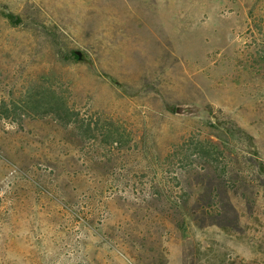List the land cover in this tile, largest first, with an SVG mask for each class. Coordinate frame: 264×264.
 <instances>
[{
	"label": "rangeland",
	"instance_id": "374dc122",
	"mask_svg": "<svg viewBox=\"0 0 264 264\" xmlns=\"http://www.w3.org/2000/svg\"><path fill=\"white\" fill-rule=\"evenodd\" d=\"M0 264H264V0H0Z\"/></svg>",
	"mask_w": 264,
	"mask_h": 264
},
{
	"label": "trees",
	"instance_id": "16d2710c",
	"mask_svg": "<svg viewBox=\"0 0 264 264\" xmlns=\"http://www.w3.org/2000/svg\"><path fill=\"white\" fill-rule=\"evenodd\" d=\"M3 13V15H4V17L6 18V19H8L9 20V22L11 23V24H13V25H16L18 22H17V18L13 15V13H11V12H2ZM74 58H76V59H78V56L76 55V54H74ZM34 101V103L35 104H37L38 105V102H39V100H33ZM62 104L59 102L58 103V106L60 107ZM62 107V106H61Z\"/></svg>",
	"mask_w": 264,
	"mask_h": 264
},
{
	"label": "water",
	"instance_id": "95a60500",
	"mask_svg": "<svg viewBox=\"0 0 264 264\" xmlns=\"http://www.w3.org/2000/svg\"><path fill=\"white\" fill-rule=\"evenodd\" d=\"M76 53H77V54H78V56L80 57V52H78V51H77Z\"/></svg>",
	"mask_w": 264,
	"mask_h": 264
}]
</instances>
